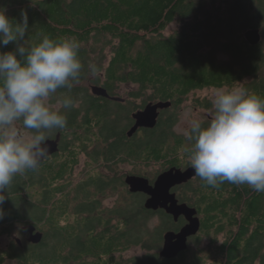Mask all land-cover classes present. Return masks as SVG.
<instances>
[{"label":"trees","instance_id":"1","mask_svg":"<svg viewBox=\"0 0 264 264\" xmlns=\"http://www.w3.org/2000/svg\"><path fill=\"white\" fill-rule=\"evenodd\" d=\"M0 8L16 22L22 12L27 14L25 47L44 35L79 42L83 68L78 81L50 96L52 104L71 97L75 107L61 111L67 118L65 129L44 134L62 132L68 144L74 140L73 127L80 124L90 129L76 134L80 147H92L95 128L100 133L96 139L101 138L89 153L91 167L99 171L95 175L73 177L69 169L77 154L51 164L50 175L40 180L38 169L14 177L5 192L0 224L10 215L9 197L23 191L27 219L44 233L41 244L26 246L19 264H264V193L227 181L214 188L199 177L176 187L180 203L198 210L201 230L186 252L166 260L159 254L164 234L180 230L186 221L146 210V196L129 192V173L122 168L159 167L154 175L138 169L131 173L153 183L165 170L190 165L193 142L175 128L180 108L194 92L240 82L264 100V0H0ZM176 22L181 29L164 36ZM250 29L261 30L258 46L244 38ZM14 47L10 43L0 51ZM89 65L98 69L95 76ZM86 83L103 86L116 97L123 86L133 91L126 103H118L94 96ZM160 101L172 102V107L161 112L157 127L128 138L132 113ZM78 103L85 109L81 121ZM194 103L213 115L211 100ZM116 196L118 201L109 206L107 201ZM134 249L142 253L126 257ZM8 260L0 255V264Z\"/></svg>","mask_w":264,"mask_h":264},{"label":"clouds","instance_id":"2","mask_svg":"<svg viewBox=\"0 0 264 264\" xmlns=\"http://www.w3.org/2000/svg\"><path fill=\"white\" fill-rule=\"evenodd\" d=\"M0 219L7 189L17 175L35 171L49 155L44 130L65 129L67 118L46 101L59 89H71L78 81L83 64L76 38L42 40L30 47L24 41L28 17L14 21L0 8ZM95 76L98 69L89 65ZM63 108L75 107L71 97ZM213 115L206 126L198 119L190 122L185 136L192 141L188 162L206 185L218 187L227 181L248 185L264 193V100L237 82L214 91ZM30 130L25 135L17 128Z\"/></svg>","mask_w":264,"mask_h":264},{"label":"water","instance_id":"3","mask_svg":"<svg viewBox=\"0 0 264 264\" xmlns=\"http://www.w3.org/2000/svg\"><path fill=\"white\" fill-rule=\"evenodd\" d=\"M244 38L251 46H258L262 42L261 30L250 29L245 32ZM91 91L96 97L125 103V100L122 98L112 97L108 90L102 86H93ZM171 107L172 102H151L143 110L135 112L132 115L135 124L127 132V137L133 138L141 129H155L158 125L161 112L169 110ZM60 139L61 135H58L55 140H47L50 151L48 156H52L58 152ZM196 177L194 170L191 166H188L185 169L172 167L165 170L156 178L154 183H151L148 178L143 176L128 175L125 178V184L131 194H143L147 197L144 202L146 210L153 212L162 210L172 216L175 222H178L182 218L186 221L180 230L168 231L164 234L163 246L159 254L161 258L166 260L176 259L186 252L189 249L190 239L196 237L201 230V220L198 210L186 203H180L177 194L173 192L176 187L187 184ZM25 230L29 234V243L39 245L44 241V234L41 231H37L35 226H28Z\"/></svg>","mask_w":264,"mask_h":264},{"label":"flooded vegetation","instance_id":"4","mask_svg":"<svg viewBox=\"0 0 264 264\" xmlns=\"http://www.w3.org/2000/svg\"><path fill=\"white\" fill-rule=\"evenodd\" d=\"M93 86H96V85H93ZM93 86L90 85V91ZM91 94H92V91H91ZM112 97H116V96H112ZM98 98H101V97H98ZM124 100L126 103V99ZM58 110L61 112L63 110V107L61 106ZM76 110L79 112V119H80L79 121H81V119L85 115V112H84L85 109H83V107H80V103H78L76 106ZM133 114L134 113H132V115ZM132 115H131V119L133 122L131 123V126L129 129H131L135 124V121ZM79 123H82V122H79ZM129 129L127 130V132L129 131ZM145 130L147 129H141L138 132V134H136V136L142 134ZM72 132H74L72 133L74 140H70L68 144L64 143V137H63L62 132H57L55 133L54 136L47 137L48 138L47 140L49 139L55 140L58 135H61V139L59 142V150L54 155L47 156L44 162L39 166L38 180H40L42 177L50 175L49 172L51 170H49V166L51 164H53L54 162L60 159L64 160L66 156L69 158L70 157L73 158L74 155H77V154H78L79 159H77V161L71 162L72 169H69V171L72 172L73 177L76 178L80 176L79 174L78 176H76V174L78 173V168H80L83 161L85 162L84 171L82 172L84 173L83 178H87L90 175H95L97 172H99L95 166L91 167V161L89 158V153L96 150L97 148L96 146H98V143H101V138L96 139V133L98 132L97 134H100L99 128H95L93 130L94 136L92 135L93 136L92 142L89 143L92 145V147L90 146L80 147V141L75 138L77 133L79 135H82L84 133L90 132V129L88 126L80 127V124H78L77 126L75 125L72 129ZM91 168L93 170H91ZM31 172H34V171H31ZM42 196H43V190H42L41 185L38 184V206H41L42 204ZM25 200H26V195L23 191L9 197L10 215L5 221H2L0 224V233H2V235H0V255L3 258L9 259L6 263H3V264H7L8 262L19 264L17 261V258H19L22 255H25L26 246L27 245L37 246V245L31 244L28 242L29 234L28 232H26L25 228L28 226H35L37 228V231H41V230H39L38 226L33 220L27 219Z\"/></svg>","mask_w":264,"mask_h":264},{"label":"rangeland","instance_id":"5","mask_svg":"<svg viewBox=\"0 0 264 264\" xmlns=\"http://www.w3.org/2000/svg\"><path fill=\"white\" fill-rule=\"evenodd\" d=\"M181 27H182V25L179 22H176V23L170 25L167 28V30L164 32V36L167 37L169 35H172V34L176 33L178 30L181 29ZM88 87L90 89V85H88ZM130 91H133V89L131 87L123 86L118 91V96L117 97H121V98L127 99L128 98V92H130ZM214 91H215V89H205V90H202V91L194 92V93H192L190 95L189 99L180 108L179 113H178L179 114V123H178V125L175 128V131L178 134L185 135L186 130L190 129V122L193 119H198V120L201 121V123H203V122L207 121L209 118H211L212 112L196 107L194 101L196 99H202V100L208 99V100H211L212 101ZM46 103L53 110H58L62 106L61 103L52 104V99L50 97L46 101ZM143 109H140V110H143ZM140 110H138V111H140ZM17 128L23 134H25V135L31 134L29 131L24 130L18 123H17ZM84 166H85V162L83 161L82 164H81V166H80V168H78V173L76 174V176H78V174L80 176L76 177L77 179H83L84 173H82V172L84 171ZM122 168H123V170H125V172L129 173L128 175H133L131 173H134L135 172L134 171L135 169L142 170L143 173H145L147 175H154V174H156L159 171V167H156V166H149V167L141 166V167H135L133 165L128 164V165H123ZM161 173H159L157 175V177ZM137 176H139V175H137ZM143 177H145V176H143ZM117 201H118V197L116 196L114 198L109 199L107 201V204L109 206H114ZM155 222L157 223V220ZM141 253H142V251L140 249H134V250L130 251L129 253H127L126 254V257H132L133 255H137V254H141ZM7 264H14V263L8 262Z\"/></svg>","mask_w":264,"mask_h":264}]
</instances>
